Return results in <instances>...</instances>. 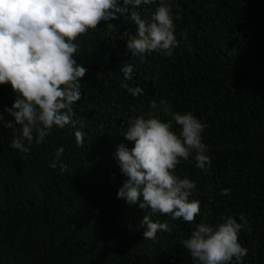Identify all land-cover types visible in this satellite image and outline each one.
I'll return each mask as SVG.
<instances>
[{"label": "trees", "instance_id": "obj_1", "mask_svg": "<svg viewBox=\"0 0 264 264\" xmlns=\"http://www.w3.org/2000/svg\"><path fill=\"white\" fill-rule=\"evenodd\" d=\"M159 2L134 10L150 21ZM168 3L179 47L171 57L153 52L143 63L137 58L131 80L123 76L131 54L124 55L127 39L119 33H135L134 23L121 17L108 29L102 21L77 38L74 58L87 72L72 107L82 128L54 126L42 143L25 141L30 152L24 159L10 146L19 126L0 127V264H195L181 240L200 222L216 227L226 216L239 222L240 213L251 227V235L239 233L248 253L231 264H264V0ZM124 83L143 92L133 97ZM15 98L10 84L0 85L5 121L14 122L4 109ZM153 99H166L173 111L191 112L205 125L210 171L195 167V153L176 168L197 186L189 199L199 201L200 213L192 223L153 215L117 196L127 177L114 153L121 143L134 147L123 133L130 118L149 112ZM173 128L180 131L175 123ZM77 129L83 147L76 143ZM61 147L66 172L59 164L51 167ZM225 188L230 195H221ZM145 215L169 221L172 233L146 240Z\"/></svg>", "mask_w": 264, "mask_h": 264}, {"label": "clouds", "instance_id": "obj_2", "mask_svg": "<svg viewBox=\"0 0 264 264\" xmlns=\"http://www.w3.org/2000/svg\"><path fill=\"white\" fill-rule=\"evenodd\" d=\"M153 4L156 0H0V85L10 84L16 98L11 107L4 109L13 121H5L0 113V127L15 129L21 134L14 136L10 146L22 154L30 152L33 141L42 143L53 127L64 128L83 122L73 119V105L82 97L81 80L87 67L74 58L80 45L78 37L95 29L102 21L111 29L110 21L124 18L136 26L135 33L126 30L119 39H127L124 55L131 59L124 62L122 72L125 80H131L136 67L145 54L157 52L166 57L179 47L175 24L168 0H160L151 20L142 18L134 9L141 4ZM176 19H179L177 14ZM186 38L187 33H183ZM191 52V46L188 47ZM122 87L133 97L143 88ZM170 117L167 121L161 118ZM173 123L179 126L177 132ZM205 125L191 112L173 111L166 99H153L147 114L129 119L123 135L134 141L129 149L118 145L114 157L121 172L127 177L119 189L118 198L129 205L139 204L141 209H150L153 215L169 217L170 221L183 219L192 223L200 213L198 200H190L196 189L195 181L176 174L181 160L187 161L195 153V167L209 172L211 158L208 146L202 140ZM78 146H84V135L77 129L74 133ZM63 147L55 153L51 167L59 164L61 172L68 166L60 162ZM221 195H230V189L221 190ZM141 223L146 226L144 237L155 240L158 232L171 234L175 225L169 221L154 222L145 215ZM247 229L249 221L243 213L239 222L234 216H226L223 222L213 227L200 222L190 236L181 240L195 264H231L233 258L242 262L248 249L239 242V233Z\"/></svg>", "mask_w": 264, "mask_h": 264}]
</instances>
